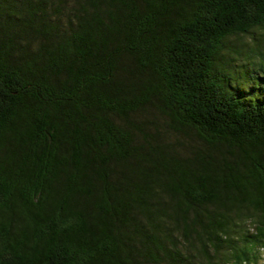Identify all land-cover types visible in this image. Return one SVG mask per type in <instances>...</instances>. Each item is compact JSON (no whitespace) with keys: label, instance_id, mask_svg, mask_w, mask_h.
Segmentation results:
<instances>
[{"label":"trees","instance_id":"16d2710c","mask_svg":"<svg viewBox=\"0 0 264 264\" xmlns=\"http://www.w3.org/2000/svg\"><path fill=\"white\" fill-rule=\"evenodd\" d=\"M0 264H264V0H0Z\"/></svg>","mask_w":264,"mask_h":264},{"label":"rangeland","instance_id":"374dc122","mask_svg":"<svg viewBox=\"0 0 264 264\" xmlns=\"http://www.w3.org/2000/svg\"><path fill=\"white\" fill-rule=\"evenodd\" d=\"M247 39V38H246Z\"/></svg>","mask_w":264,"mask_h":264}]
</instances>
